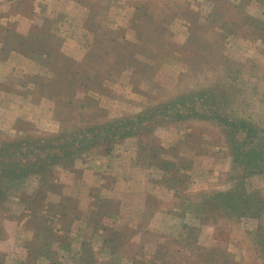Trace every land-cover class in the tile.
Masks as SVG:
<instances>
[{
    "label": "rangeland",
    "instance_id": "374dc122",
    "mask_svg": "<svg viewBox=\"0 0 264 264\" xmlns=\"http://www.w3.org/2000/svg\"><path fill=\"white\" fill-rule=\"evenodd\" d=\"M0 264H264V0H0Z\"/></svg>",
    "mask_w": 264,
    "mask_h": 264
}]
</instances>
